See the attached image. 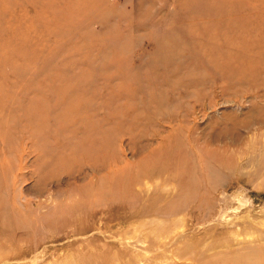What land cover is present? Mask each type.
<instances>
[{
  "label": "rangeland",
  "instance_id": "obj_1",
  "mask_svg": "<svg viewBox=\"0 0 264 264\" xmlns=\"http://www.w3.org/2000/svg\"><path fill=\"white\" fill-rule=\"evenodd\" d=\"M245 249L264 259V0H0V264Z\"/></svg>",
  "mask_w": 264,
  "mask_h": 264
},
{
  "label": "bare ground",
  "instance_id": "obj_2",
  "mask_svg": "<svg viewBox=\"0 0 264 264\" xmlns=\"http://www.w3.org/2000/svg\"><path fill=\"white\" fill-rule=\"evenodd\" d=\"M245 250L246 251H244V250H242V251H239V250L234 251V253H233V255H232L231 259H230V264H243L242 259H243L244 263H247V264L248 263L249 264H253V262L257 263V264H264V259L263 258L259 257L257 254H255L253 252L248 251L247 249H245ZM251 255H253V256H251ZM242 257H244L246 260L244 258H242Z\"/></svg>",
  "mask_w": 264,
  "mask_h": 264
}]
</instances>
